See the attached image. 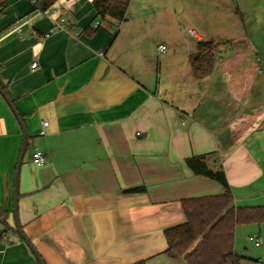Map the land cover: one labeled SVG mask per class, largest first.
Listing matches in <instances>:
<instances>
[{
  "label": "crops",
  "instance_id": "crops-1",
  "mask_svg": "<svg viewBox=\"0 0 264 264\" xmlns=\"http://www.w3.org/2000/svg\"><path fill=\"white\" fill-rule=\"evenodd\" d=\"M160 1L130 0L118 23L92 0H57L51 17L0 0V86L28 137L17 214L45 264H186L164 253V230L185 220L183 199L223 192L191 155L215 153L235 205H264V0H201L202 12ZM61 16L65 28L37 37ZM199 41L217 56L195 77ZM20 148L0 95V264H38L13 223Z\"/></svg>",
  "mask_w": 264,
  "mask_h": 264
},
{
  "label": "trees",
  "instance_id": "trees-1",
  "mask_svg": "<svg viewBox=\"0 0 264 264\" xmlns=\"http://www.w3.org/2000/svg\"><path fill=\"white\" fill-rule=\"evenodd\" d=\"M57 0H35L36 6L47 10ZM130 0H92L100 18L110 17L124 21ZM198 56L192 58L195 77L207 74L217 56L216 46L209 41L197 43ZM185 164L195 174L217 181L223 192L217 195L192 197L182 200L185 220L164 230L166 249L172 258H181L186 264H241L245 259L234 251V231L239 224L264 223V205H235L224 169L214 152L191 155ZM140 187L132 188L138 191ZM0 221L6 225L4 212Z\"/></svg>",
  "mask_w": 264,
  "mask_h": 264
},
{
  "label": "rangeland",
  "instance_id": "rangeland-1",
  "mask_svg": "<svg viewBox=\"0 0 264 264\" xmlns=\"http://www.w3.org/2000/svg\"><path fill=\"white\" fill-rule=\"evenodd\" d=\"M233 1V0H232ZM174 0L160 1L159 5L164 6V9L170 10L173 7ZM176 2V1H175ZM165 4V5H164ZM180 5L182 10H199L202 12L204 6L202 1L197 0H181ZM193 7V8H192ZM192 8V9H191ZM189 14L183 12V22L187 19ZM184 37L190 38L188 33H184ZM254 237L260 241L259 246H255L249 237ZM234 251L243 256L241 264H264V223H245L239 224L235 227L234 231Z\"/></svg>",
  "mask_w": 264,
  "mask_h": 264
},
{
  "label": "built area",
  "instance_id": "built-area-1",
  "mask_svg": "<svg viewBox=\"0 0 264 264\" xmlns=\"http://www.w3.org/2000/svg\"><path fill=\"white\" fill-rule=\"evenodd\" d=\"M34 6V10L32 15H37V14H47V16L51 17L54 14H56L58 12V10L56 8H54L53 6L49 7L47 10H41L39 9L36 4H35V0H30ZM32 15H26L21 17L19 20H17L16 22H14L11 26V30L18 32L19 36L22 35L21 32V26L27 22H29V20L33 17ZM98 23L95 22L94 26H96ZM63 29L65 28V18L63 16L59 17L56 20H53V25L49 28V30L45 33H42L41 35L37 34V37L39 39H44L46 37H48L50 35V33L56 29ZM190 33H193L192 31H190ZM165 46L164 45H159L158 46V50H165ZM101 54V53H100ZM37 65L36 61L33 62L31 64V68H35ZM48 125V122L46 120L42 121V127L41 130L39 132L40 135H44L45 134V128ZM31 160L32 162L37 165V166H42L46 163V155L44 152L35 149L32 154H31ZM249 240L252 241L254 243L255 246H259L260 245V241L258 239H255L254 237H249Z\"/></svg>",
  "mask_w": 264,
  "mask_h": 264
},
{
  "label": "water",
  "instance_id": "water-1",
  "mask_svg": "<svg viewBox=\"0 0 264 264\" xmlns=\"http://www.w3.org/2000/svg\"><path fill=\"white\" fill-rule=\"evenodd\" d=\"M0 95L4 98L5 102L9 106L10 110L12 111L13 115L15 116V118H16V120H17V122L21 128V148H20V154H19V157H18V160L16 163L15 174H14L13 211H12L14 228H15V231L18 234V236L23 240V242L28 246V248L30 249V251L34 255L37 263L38 264H45V262L41 258L39 252L37 251V249L35 248L33 243L30 241V239L23 232L21 225L19 223V218H18V214H17L18 175H19V167H20L21 161H22L23 156H24L26 149H27V140H28L27 133H26L25 127L23 125V121H22L21 116L19 115V113L17 112L13 102L7 96V94L5 93L4 89L1 86H0Z\"/></svg>",
  "mask_w": 264,
  "mask_h": 264
}]
</instances>
